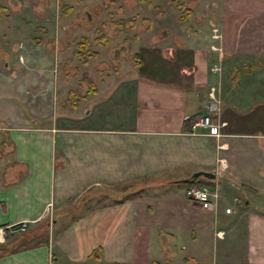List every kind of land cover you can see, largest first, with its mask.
Returning a JSON list of instances; mask_svg holds the SVG:
<instances>
[{"label":"crops","instance_id":"obj_1","mask_svg":"<svg viewBox=\"0 0 264 264\" xmlns=\"http://www.w3.org/2000/svg\"><path fill=\"white\" fill-rule=\"evenodd\" d=\"M29 1L0 0V225L32 219L0 264H264V42L246 39L251 26L232 25L231 46L210 45L216 23L178 21L187 37L173 44L144 30L131 70L91 77L87 93L63 67L65 15ZM229 9L261 21L264 0ZM205 114L219 135L192 126ZM196 170L215 174L211 202L178 181Z\"/></svg>","mask_w":264,"mask_h":264},{"label":"rangeland","instance_id":"obj_2","mask_svg":"<svg viewBox=\"0 0 264 264\" xmlns=\"http://www.w3.org/2000/svg\"><path fill=\"white\" fill-rule=\"evenodd\" d=\"M32 1L27 3L32 10L35 9L36 12H39L48 3L50 6L48 11L51 12L53 17L58 15L59 18L64 14L63 10H66L68 5L72 6L69 14L62 16L64 18L61 19L66 26L63 31L64 37H62L64 43H66L65 46H70L66 51V57L70 58L67 61L69 63L68 68L65 65L63 67L64 70L69 69V72L78 75L74 80L75 83L70 85L77 91H82V88H84V91L87 89L81 79L82 71H86L94 81L99 83L100 77H106L114 73L119 76L122 67H125L127 71L129 68L131 70L137 58V55H135L137 46L146 42L144 39L145 34L141 33L142 31L149 29L148 33L161 34L162 30L168 29V33L164 38L170 44H173L169 40L176 36L175 31L178 32L177 34H181L180 36L183 34L182 31L179 32L177 29L180 27L178 21H183L178 18L182 16L183 11L175 0H152V6H148L140 0ZM181 1L184 2L185 6L191 7L190 20L183 21V29L185 27L193 28L195 24L210 26L216 23L217 27L212 31L213 41L210 45L219 44L221 38L225 37V39H230L226 45L231 46V41H233L231 38L235 33L232 25H235L238 20H242L249 27L251 26V29L245 35L246 39L252 41V43L254 40H258L259 43L264 42V15L259 16L261 21L254 19V22H248L251 13L239 12L235 10L236 8L233 11L229 9L236 0H224L223 3L220 0ZM233 6L235 5L233 4ZM247 16L249 17L247 18ZM125 18L134 21V27L131 29H118L117 21ZM56 21L58 22L57 19ZM169 33L170 37H168ZM228 33L229 35H227ZM82 36L90 38L92 42L91 49L98 51V55L88 57L86 64L80 62L72 51L76 41L80 40ZM183 37H187V35L183 34ZM56 38L58 41L62 40L60 37ZM162 43L164 42H160L161 45ZM128 65L130 66L127 67ZM79 80L81 81L79 82ZM60 96L61 94H59V99ZM258 197L263 201L264 195L259 194ZM28 220L32 221V219ZM207 257L209 258V256Z\"/></svg>","mask_w":264,"mask_h":264},{"label":"trees","instance_id":"obj_3","mask_svg":"<svg viewBox=\"0 0 264 264\" xmlns=\"http://www.w3.org/2000/svg\"><path fill=\"white\" fill-rule=\"evenodd\" d=\"M145 2L148 6H152L153 2L152 0H140ZM177 2V4L179 5V7L181 8V10L183 11L182 16L178 17L180 18V20L183 21H187L189 14L191 13V7L190 6H185L184 2L181 0H175ZM68 8L64 11V15L66 16L67 14H69V11L71 10L72 6L68 5ZM134 21H131L130 18H125L123 20H119L117 21V26L118 29H131L134 27ZM91 40L90 38H88L87 36H82L80 40H77L75 43V46L73 47V54L74 56L82 63H86L88 57L90 56H96L98 55V51L97 50H93L91 49ZM136 55V54H135ZM234 71H236V69H234ZM81 79L84 82V84L86 85V92L90 93V92H94L96 91V85L93 81V79L89 76V74L86 71H82L81 72ZM68 97L70 99L71 105L72 106H76L78 103V99L79 96L77 95L76 91L74 89H70L68 91ZM212 179L210 178H205V177H198L197 179H195L194 181L187 183L189 185L193 184V183H197V184H208L211 185L213 184ZM128 186H124L123 190H126ZM143 187L140 186L138 188H134L132 187L129 192H126L129 195H135L137 193H140L142 191ZM123 194L120 198L117 199L118 200H122L123 197L126 195ZM13 248V246L11 247V249ZM150 264H160L158 261H152Z\"/></svg>","mask_w":264,"mask_h":264},{"label":"built area","instance_id":"obj_4","mask_svg":"<svg viewBox=\"0 0 264 264\" xmlns=\"http://www.w3.org/2000/svg\"><path fill=\"white\" fill-rule=\"evenodd\" d=\"M192 126L206 127L210 134H220V125L215 123L208 114L201 116L193 123ZM186 194L192 200L208 203L212 201V196L215 197L217 195V192L212 190L207 185H190L186 189ZM225 211H230V207H226ZM29 222L30 221L28 219L24 218L16 223L0 226V242H3L8 234H11L15 231H25L28 228Z\"/></svg>","mask_w":264,"mask_h":264},{"label":"water","instance_id":"obj_5","mask_svg":"<svg viewBox=\"0 0 264 264\" xmlns=\"http://www.w3.org/2000/svg\"><path fill=\"white\" fill-rule=\"evenodd\" d=\"M200 176H204V177H208V178H213L215 176V174L213 172L207 171V170H196V171H194L191 174V176L181 178L178 181L184 182V183H188V182L194 181L196 178H198Z\"/></svg>","mask_w":264,"mask_h":264}]
</instances>
